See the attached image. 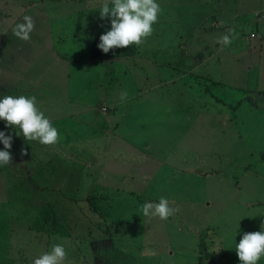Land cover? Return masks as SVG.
<instances>
[{
  "label": "rangeland",
  "instance_id": "rangeland-1",
  "mask_svg": "<svg viewBox=\"0 0 264 264\" xmlns=\"http://www.w3.org/2000/svg\"><path fill=\"white\" fill-rule=\"evenodd\" d=\"M164 1L167 3L163 4L162 8L166 11V16L164 21H160L158 38L155 39L152 34L146 43L138 48L144 55L156 56L164 64L171 61L176 70L165 72L163 85L153 94L160 98L155 107L158 112L156 118L163 117L165 120L162 127L156 126L160 128L158 136L147 140V148L156 142L157 149L150 154L151 157L144 156L143 161L164 159L167 170H182L180 174L187 173L186 180V175L183 174L182 188L176 189L174 193L176 196L181 194L177 198L181 200V204L176 206L179 207V212L194 209L190 210L188 216L176 213L167 220L144 217L141 211L144 202H158L161 196L168 200L173 197L174 190H169L166 194L159 190L156 199L137 198L139 195L130 197L129 205L124 209L126 214L121 220L116 219L113 214L97 215L95 212V215H92L86 209L88 203L85 191L112 192L109 199L99 200L104 203L103 209L107 212L110 202L115 199L113 189L109 187L119 185L122 181V178H113V175L109 174L108 177L99 176L101 179H98V182L91 177L84 183H78L79 187H75L78 184L74 180V167H70V174L67 172L66 162L70 160L68 154L71 153L75 159L88 160L84 156L85 153H94L100 149L101 143L92 142L89 138L92 131L86 125L82 127L86 138L80 141L81 136L75 139L77 129L74 125H70L67 131V126L61 118H52L53 125L59 130L61 137L56 145L59 147L31 141V152L20 157L16 152L18 145L13 142L16 138L15 131L12 130L14 128L8 127L9 129L2 131L14 137L10 149L13 159L11 164L0 167V264H32L30 259L36 252L49 251L54 243H64L71 264L83 259L85 255H91L94 259L96 249L101 246L98 243L103 240L100 237H92L97 233L110 239L116 249H123L134 255H139L138 252L141 251L155 253L156 258L159 257L158 260L154 259L157 264H240L235 251V244L239 243L240 239H234V243L228 244L223 238L219 239L220 236L213 233L209 225H215L217 212L220 217L226 215L230 222V235L241 232L242 198L252 199L264 195V174L256 168L260 166L259 161L264 156V11L260 17L256 9L257 0H209L208 5L203 3L206 0H197L199 5H203L200 9H197L191 0L192 4H181L180 0H174L176 7L168 16V3L171 0ZM48 2L49 0H32L31 5V0H0V32L8 26L7 34L2 39L3 44H9L0 48V58L15 54L19 40L13 34L12 27L15 23L22 22L24 15L31 16L35 21L31 36L40 38V41H45L44 37L47 36L52 39L54 47L58 46L59 39L61 43L68 44V48L77 57L83 55L84 45L94 27L75 34L76 38L71 37V30L67 27H72V23L76 22L74 20L80 17V14L71 12L72 8L62 3H59V7L49 10ZM212 8L220 19L223 17V21L228 22V27L213 25L211 18L203 17ZM261 9H264V6ZM6 11L11 14H5ZM86 16L90 15L84 14V17ZM258 18L257 28L255 25ZM81 25H87L86 28L90 26L86 22ZM229 27H234L239 37L221 51V46L216 44L215 40ZM258 47H261L259 51ZM130 60L131 56L121 59L122 62L129 61L134 64ZM137 62L149 70L145 65V58H140ZM185 64L188 69H194L192 73L180 72L179 69ZM110 73L113 77L117 69L111 67ZM83 78L87 80V84L96 83L94 76L90 74ZM70 79L78 81L82 78L80 75L75 78L71 74ZM125 79L127 83V78ZM145 84L155 83L152 80ZM111 87L115 96L120 95V85L115 83L114 78L111 80ZM11 88L13 89V86ZM4 95L7 94H0V98ZM1 122L3 123V120ZM153 122L148 121L149 128H154ZM65 132H68L70 140L64 139L67 134ZM1 149L4 150L2 142ZM53 151L60 156H53ZM136 155V152H132L131 160H134ZM48 158L63 161L61 160L56 168L45 161ZM17 159L19 162L16 168ZM140 161L141 159H135L131 167L144 170L147 166ZM222 166L226 169H218ZM205 167H210L211 171L203 173ZM192 171L206 178H198L196 174L195 178ZM159 173L161 175L163 171ZM26 174L28 176H25ZM19 177L27 179V184L19 180L15 185H6L9 183L8 179L13 181ZM134 177L133 180L140 183V179ZM142 181L147 185L148 192H153L149 179L143 178ZM205 181L209 187L213 185L208 194L201 188ZM189 185H192V188L187 190L186 186ZM34 195L36 203H27ZM197 195L206 196L204 203H209L190 204L191 202L184 201L185 197ZM219 195H226L222 203L217 201ZM230 197L237 207L239 206L240 211L235 212L232 204L226 201ZM46 201L58 206L51 207ZM72 202L78 204L76 210L66 209ZM245 203L249 206L256 205L258 228V223H264V199L253 204ZM26 204L28 207L23 212L22 207ZM61 208L65 209L64 215H61L62 220L50 222L49 218L54 210L60 212ZM259 215L261 216L258 218ZM75 220H78V226ZM147 223L156 225L154 235H147L143 231L142 227ZM199 224L200 226H195ZM99 225L104 229L99 228ZM238 225L240 227L237 230ZM225 229V222L222 220L214 226L217 233ZM77 238L78 241L75 242ZM200 239L208 243V246L207 250L204 249L199 254ZM18 248L23 251L21 254L17 251ZM206 253L213 255V259L210 260L211 255L208 259ZM198 254L201 262L198 261ZM122 255L118 253V256ZM124 255L132 254L124 252ZM145 255L142 256V264L147 262ZM148 260L153 262L150 258ZM91 262L93 263V260Z\"/></svg>",
  "mask_w": 264,
  "mask_h": 264
},
{
  "label": "crops",
  "instance_id": "crops-1",
  "mask_svg": "<svg viewBox=\"0 0 264 264\" xmlns=\"http://www.w3.org/2000/svg\"><path fill=\"white\" fill-rule=\"evenodd\" d=\"M173 1L174 0H171L168 3V16L176 7V4H173ZM180 1L181 4H192V1L195 3L197 9L203 8V5H199L197 0ZM159 2L161 7L163 4L167 3L164 0H159ZM209 2V0H206L203 3L208 5ZM59 3L72 8V10H70L71 12L75 11L80 14V17H77L74 20L76 22L72 23V27H67L71 30V33H69L71 37H75V34L77 35L79 32H84L88 28L94 27L84 45L83 55L77 57V55L68 48L69 45L61 43L59 39L57 42L58 46L54 47L52 39L47 36L44 37L45 41H40V38L31 36V39L27 42L16 37L19 41L17 49H15V54L10 57L0 58V94L6 93L7 95L22 94L36 96L39 104L45 101L43 106L45 115L53 119L61 118L63 124L67 126V131L70 125H74L77 129L75 139L78 136H81L82 138L80 141L85 140V133H82V131H85L84 128H82L85 125L90 131H92L89 138L92 139V142H100L102 147L94 153L87 154V159L92 163L90 165L94 169L100 161L105 159L103 162L107 165L101 170L113 175V178H122L119 185L109 187L113 189V195L115 196L113 202L110 203L113 207L116 219L121 220L122 216L126 214L124 209L129 205L128 199L130 197H136L139 195L140 197L137 198L143 197L149 200L156 199L159 190H162L163 194H166L169 190H174V192H172L173 197H171L169 201L170 203L174 202L173 206L180 205L181 200L177 198H179L181 194L176 196L174 193L176 189L182 188L183 174L186 175V180L188 177L187 173L180 174L182 170H179L178 172L167 170L164 166V159L158 160L156 158L153 161H143L144 156L151 157L150 154L157 149L156 142L153 143L150 148H147L148 138H156L160 129L156 128V126L162 127L164 125L163 121L165 119L163 117L162 119L158 117L156 118V113L158 112H156L155 107L156 104L159 103L160 98L153 95L156 94L155 85H160V83L164 82V74H161L162 76H160L159 74H154L145 70L148 74L146 73L143 76L147 77L152 73L155 76L153 79L155 84L146 85L145 82L147 81L142 80L143 82L140 84L132 86V88L126 90L131 77L130 73L134 69L128 61L122 65L118 62H122L121 59L126 56L117 55L102 60L92 58L89 55L93 37L97 34L105 33L110 30L111 27L109 19H101L100 16H98L100 0H49L47 3L49 10L59 7ZM32 4L31 0V5ZM259 11L261 13L264 9L261 11L260 8ZM165 13L166 11L162 8L159 21L154 25L155 31L153 32V35L155 39L158 38L160 34L159 24L160 21L165 20ZM5 14L9 15L11 13L6 11ZM84 14L90 16L84 17ZM203 17H205V19L211 18L214 25H222L221 22H224L223 17L220 19L214 8L210 9L203 15ZM82 22H86L90 26L87 28V25L83 27L81 25ZM226 24H228V22H224L223 25L228 27ZM7 28L8 26H5L0 32V48H5L9 45L5 43L3 44L2 39L7 34ZM82 28L83 30H81ZM59 38H61V36H59ZM155 53L156 50L154 51V54ZM134 56L139 57L138 60L140 58H145V62L156 57L149 58L147 55L140 52V54H134L131 56L132 61ZM155 63L159 64V67H157L158 71L165 73V71L162 70L164 69L163 63L159 59L155 60ZM111 67L117 69V73H115L113 77H111L110 73ZM118 70H121L122 72ZM187 70L188 73H190L192 67ZM90 72H94V74ZM103 72H105V75H103ZM119 72L121 75H119ZM71 74L75 76V78L77 75H80L82 79L78 81L70 79ZM86 74L94 76L96 83L92 84L93 82H91V84H87V80L83 78ZM125 77L127 78V81L129 79L127 83H124L126 81ZM112 78H114L117 85H120V94L126 92L127 98L124 101L119 99L120 95H114L113 88L111 87ZM12 86L13 89L11 88ZM260 89L262 90V88ZM148 121H154L152 132H150V128L148 127ZM65 133L67 134L64 139L70 140L68 132ZM131 151L137 153L134 160L141 159L140 163L147 166L144 170L131 167L134 161L131 160ZM68 157L75 163L76 161L79 162L80 164H76L82 168L87 166L85 160L82 161L75 159L71 153L68 154ZM262 162L263 164L261 165ZM259 164L260 166L256 167L259 169L257 171H262L264 174V156L263 159L259 161ZM66 165L69 167V161L66 162ZM218 169H226V167L222 166ZM159 171H163V173L160 175ZM192 172L194 173L193 176L195 178L197 176L198 178H201V175H197L195 171ZM133 175L140 179V183L139 181L133 180L135 179ZM251 175L254 176L253 173H251ZM143 178L149 179L153 192H148L147 185L142 181ZM244 183L245 182H241V184ZM212 186L209 187L208 182L205 181L204 187L201 186V188L205 194H208L209 189H211ZM186 188L188 190L189 188H192V185L186 186ZM104 195H102L103 198L101 199L107 200L110 198V195L105 193ZM225 197L226 195H219L217 201L222 203L225 201ZM263 199L264 195L263 197L259 196L252 199L242 198L241 232H237L235 235H230V222L226 215L220 217L217 212L215 213V225L222 220L225 222L226 229L221 233H217L214 230L215 225H209V227H212L211 231L219 235V239L223 238L228 244H231V242L234 243V239H241L244 232L260 231L261 223H258V228H256V205L249 206V204H246L245 202L253 204L256 201H263ZM205 200H207L206 196L199 195H197V197L190 196L184 198V201L191 202L190 204L202 203L207 205L209 202L204 203ZM226 201H229L232 204L235 212L236 210L240 211L239 206L237 207V204L234 203L231 197ZM192 209H185V212H177V215L188 216ZM250 211H253L254 213L250 214ZM260 216L261 215H259L258 218ZM200 224L195 226H200ZM99 228L102 230L104 229L101 225H99ZM142 228L147 235H154L156 232V225L153 223L144 224ZM99 237L103 240L101 243H98L101 246H98L96 249L94 259H92L91 255L88 257L91 261L93 260V263L91 262V264H142L143 254H148V256L145 255L147 257L146 264H157L154 259L158 260L159 257L156 258L155 253L141 251L138 252L139 255H134L132 252L126 250L116 249L111 240L106 236L97 234L94 238ZM211 242L214 247L215 245L213 241ZM124 252L131 253L132 255H124ZM201 252L202 251H200L199 247V254ZM118 253L123 255L118 256ZM199 254L198 261L201 262ZM148 258L153 262H149ZM261 262H264V259H262L259 264H262Z\"/></svg>",
  "mask_w": 264,
  "mask_h": 264
},
{
  "label": "clouds",
  "instance_id": "clouds-1",
  "mask_svg": "<svg viewBox=\"0 0 264 264\" xmlns=\"http://www.w3.org/2000/svg\"><path fill=\"white\" fill-rule=\"evenodd\" d=\"M99 13L101 19H109L111 24L110 30L100 35L97 45L103 53H108L117 48L145 44L155 31L154 25L159 21L162 7L158 0H100ZM34 29V19L24 15L22 22L14 24L12 32L17 38L27 42ZM238 37L236 29L229 27L216 38L215 43L221 46L222 51ZM126 98V92L119 96L121 101ZM0 120L5 121L7 127L19 129L16 135L22 134L27 141H38L45 146H54L60 142L59 130L39 107L36 96L4 95L0 98ZM12 139L11 134L6 135L4 131H0V142L4 145V150H0V167L12 163ZM17 160L16 164L19 162ZM173 204L174 202L170 203L166 197L161 196L158 202H144L141 211L149 219L167 220L180 210L178 206H172ZM60 220L62 216L58 219ZM239 227L240 225L237 230ZM260 227V231L244 232L239 243L235 244L240 264H259L264 259V224ZM32 264H71V261L64 243H54L49 251L37 256Z\"/></svg>",
  "mask_w": 264,
  "mask_h": 264
},
{
  "label": "trees",
  "instance_id": "trees-1",
  "mask_svg": "<svg viewBox=\"0 0 264 264\" xmlns=\"http://www.w3.org/2000/svg\"><path fill=\"white\" fill-rule=\"evenodd\" d=\"M259 6H260V8L262 7V6H264V0H257V5H256V9H257V12H258V14H260V17H261V13H260V11H258V9H259ZM263 9H261V11H262ZM259 17V18H260ZM259 18H258V20H257V22H256V27L258 28V26H257V24H258V22H259ZM214 25V24H213ZM253 31H256L257 32V30H253ZM103 33H101V34H97V35H95L94 37H93V40H92V43H91V45H90V50H89V55L92 57V58H96V59H106V58H108V57H112V56H117V55H122V56H132V55H137V54H140V51H139V48L137 47V46H135V45H132V46H130L129 48H117V49H114V50H110L108 53H103L102 52V50H100L99 48H98V44H99V37H100V35H102ZM255 35V34H254ZM256 36V35H255ZM258 38H260V34L258 35ZM258 38H256V39H258ZM254 45H256L255 43H254ZM261 49V47H258V51ZM156 54V53H155ZM149 57V56H148ZM138 58L139 57H137V56H134V59H133V61L131 60V62H133L134 64H132L131 63V65H132V67L134 68L132 71H131V73H130V81H129V79H128V81H129V84H128V90L130 89V88H132V86H135V85H137V84H140L141 82H143L142 80H144V81H152L153 79H154V75L152 74V73H154V74H159L160 76H162L161 74H165V73H163V72H159L158 71V69H157V67H159V64H157V63H155V60H157L158 58L157 57H155V58H153V59H151L150 61H146L145 62V65H146V67H148L149 68V70L148 71H150V72H152V73H150V75H148L147 77L146 76H143L144 74H148V72H146L145 70V67H144V65H142V64H140V63H138L137 61H138ZM149 58H151V57H149ZM121 65L123 64V63H126V61H124V62H120V61H118ZM129 62V61H128ZM137 62V63H136ZM130 63V62H129ZM184 66V67H183ZM183 66H181V68L182 69H179L180 70V72L183 74V73H188V65L187 64H185V65H183ZM143 68V69H142ZM163 68L164 69H162L163 71H170V72H172V71H175L176 69H175V67H174V65L171 63V61H168L166 64H164L163 63ZM122 69V68H121ZM156 69H157V71H156ZM124 70V69H123ZM193 68H192V71H190L191 73L193 72ZM118 71H120V72H122L121 70H118ZM119 72V75H121V73ZM134 76L136 77L135 79H134ZM127 81V82H128ZM259 81V80H258ZM125 83V82H124ZM163 83L164 82H162V83H160L161 85H155V91H157L158 89H159V87L160 86H162L163 85ZM158 97V96H157ZM44 104H45V101H43L42 103H40L39 104V107L43 110L44 109ZM254 104L256 105V107H258L259 108V106L257 105V103L256 102H254ZM47 116V115H46ZM50 118V117H49ZM51 120H52V118H50ZM164 122V121H163ZM0 126H2L1 128H0V131H2V130H4V129H9L7 126H6V123H5V121H3V123L1 122V120H0ZM152 129V130H151ZM13 131H15V136H16V138L15 139H13V142L16 144V145H18V149L16 150V152L19 154V156L21 157L22 156V154H23V152L22 151H24V153H26V154H28L29 152H31V148H30V143H31V141H27V140H25L24 138H23V136H22V134L21 135H16V132H18L19 130H17V129H12ZM153 131V128H150V132H152ZM12 138H14L13 136H12ZM21 138L23 139V140H21ZM21 142H23V143H21ZM54 148L55 147H58V146H56V145H54L53 146ZM2 150V149H1ZM263 151V150H262ZM10 152H12V151H10ZM52 154H53V156H60L59 154H57L55 151H53L52 152ZM87 154L88 153H85L84 154V156H85V158L87 159L88 157H87ZM23 158V157H22ZM61 160L62 159H54V158H48L47 160H45V161H47V162H49V163H51L54 167H56V168H58L59 167V164H60V162H61ZM105 159H103L102 161H100L99 162V164L93 169L92 168V166L90 165V164H92V163H90L89 162V160H85V164L87 165L85 168L83 167H81V166H79L78 164H80L79 162H77L76 161V163H78V164H76L74 161H72V160H68L69 161V167H68V174H70L71 172H72V170L70 169V167L71 166H73L74 167V172L76 173V177H75V182L78 184V183H84V182H86V180L87 179H89V178H91V177H93V179L95 180V182H98V179H101V178H99V176H102V177H108V175H109V173H107L106 171H104V170H101L103 167H105L107 164L105 163V162H103ZM63 161V160H62ZM82 161H84V160H82ZM263 164V162L261 163V165ZM16 166V168H17V166H18V164H16L15 165ZM209 171H211V168L210 167H205V168H203V173L204 172H209ZM67 174V175H68ZM4 176H5V174H4ZM7 176V175H6ZM25 176H28V174H26ZM8 178V177H7ZM201 178H204V176L203 175H201ZM104 179H106V178H104ZM19 180H21V181H23L24 183H26L27 184V179H22L21 177H19V178H15V179H13V181H11L10 179H8V181H9V183H6V185L9 187V186H12L13 184L15 185L16 184V182L17 181H19ZM74 187V186H73ZM75 187H79V184L78 185H76ZM203 187H204V183H203ZM100 192L99 193H95V192H92V191H85L86 192V194H87V197H86V202L88 203V207H86V209H87V211L88 212H90L92 215H95V212H96V214L98 215V214H101V215H107V214H109V215H114V211H113V207H112V205L111 204H109V206H108V209H107V212H105V210L103 209V207H104V203L103 202H101V201H99V200H101V198H103L102 197V195H104V193L105 194H108V195H111L112 194V192H110V191H105L104 193H103V190H99ZM105 196V195H104ZM34 201H35V195L27 202V203H30V204H34ZM37 201V200H36ZM36 201H35V203H36ZM46 203L47 204H49L51 207H56V206H58V204L56 205V206H53L52 204H50V202H47L46 201ZM35 206V205H34ZM37 206H39V203L37 204ZM27 207H28V204H26L25 205V207H22V209H23V212H25L26 211V209H27ZM76 207H78V204L77 203H71L70 205H68V207H66V209H69V210H72V209H75L76 210ZM63 208H64V204H63ZM62 209V208H61ZM64 211H65V209H62L60 212H58V211H56V210H54V212H53V215H52V217H50L49 218V220H53L52 222H54V221H58V219L60 218V216L61 215H64ZM107 213V214H106ZM38 217H39V215H37ZM78 220H75V223L77 224V226H78V222H77ZM100 222H101V220H100ZM96 223V222H95ZM69 228H70V226H68ZM212 227H210V229H211ZM62 234V233H61ZM98 234V233H97ZM97 235H92V237L94 238V237H96ZM78 241V238L76 239V241L75 242H77ZM200 241V245H199V247H200V251H204V249H206L207 250V246H208V243H206V242H204L203 240H199ZM211 244H212V242H211ZM213 245V244H212ZM17 251L21 254V252H23L22 250H21V248H18L17 249ZM43 252H46V251H39L38 253L36 252L35 253V255H33L32 256V258L30 259L32 262H33V260L37 257V256H39L41 253H43ZM211 253V252H210ZM210 253H206V256H207V258L209 259V256L211 255ZM211 258H210V260H212L213 259V255H211L210 256ZM201 261H202V259H201ZM81 262H83V264H91V260H90V258H88V256L87 255H85L84 256V258L83 259H81V260H79L78 262H75L74 264H81Z\"/></svg>",
  "mask_w": 264,
  "mask_h": 264
}]
</instances>
